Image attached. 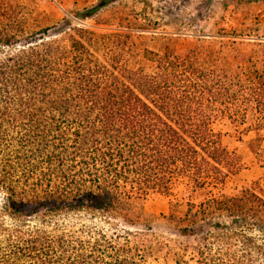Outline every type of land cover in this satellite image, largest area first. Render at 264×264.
Returning a JSON list of instances; mask_svg holds the SVG:
<instances>
[{"label": "trees", "instance_id": "1", "mask_svg": "<svg viewBox=\"0 0 264 264\" xmlns=\"http://www.w3.org/2000/svg\"><path fill=\"white\" fill-rule=\"evenodd\" d=\"M108 1L32 28L0 0V264H264V191H212L242 168L217 122L264 165V47L234 64L78 24ZM177 187L160 219L207 228L180 252L142 206Z\"/></svg>", "mask_w": 264, "mask_h": 264}, {"label": "rangeland", "instance_id": "2", "mask_svg": "<svg viewBox=\"0 0 264 264\" xmlns=\"http://www.w3.org/2000/svg\"><path fill=\"white\" fill-rule=\"evenodd\" d=\"M8 1L26 11L29 26L45 28L61 25L70 14L90 9L101 0ZM78 24L100 32L126 34L129 43L150 51H168L178 56L193 51L223 54L229 62L231 56H237L232 61L237 64L243 57L263 50L264 0H109L104 8ZM215 130L222 134L224 144L240 157L242 168L212 191L231 196L251 183H257L264 191V165H259L246 147L252 134L242 135L240 142L225 121L217 122ZM180 192L181 188L177 187L170 197L152 194L142 202L144 212L156 218L153 230L178 252L201 243L207 229L202 223L160 219V215L169 214V202L177 200ZM175 215L180 216L181 212ZM145 264L164 263L148 260Z\"/></svg>", "mask_w": 264, "mask_h": 264}]
</instances>
